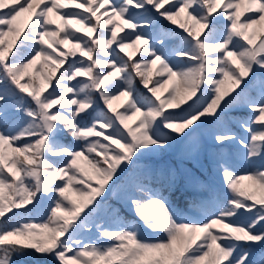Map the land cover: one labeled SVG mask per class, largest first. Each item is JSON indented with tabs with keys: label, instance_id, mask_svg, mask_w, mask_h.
Listing matches in <instances>:
<instances>
[{
	"label": "snow or ice",
	"instance_id": "snow-or-ice-1",
	"mask_svg": "<svg viewBox=\"0 0 264 264\" xmlns=\"http://www.w3.org/2000/svg\"><path fill=\"white\" fill-rule=\"evenodd\" d=\"M26 258L264 264V0H0V264Z\"/></svg>",
	"mask_w": 264,
	"mask_h": 264
},
{
	"label": "trees",
	"instance_id": "trees-1",
	"mask_svg": "<svg viewBox=\"0 0 264 264\" xmlns=\"http://www.w3.org/2000/svg\"><path fill=\"white\" fill-rule=\"evenodd\" d=\"M101 11H103V9H101ZM138 55V53H136L135 55H133L132 57L135 58ZM42 62H38V64L36 65V67L32 70L33 76L37 79V81L39 80V77L37 75V69L39 68V64ZM155 67H159L158 65ZM155 71V68H154ZM169 87H171V85H169ZM165 94V93H163ZM162 94V95H163ZM123 103V98L119 101V104L115 107H119V105ZM132 123H135V121H133ZM178 152L179 149L174 148L173 150H171L169 153H167L166 155L160 156V157H155L154 160L158 163H179L178 160ZM81 164L83 167L87 168V162L86 161H81ZM188 167H191L190 163L186 164ZM244 171V170H243ZM252 189V188H251ZM250 189V190H251ZM7 194V193H6ZM192 211H195V209H192Z\"/></svg>",
	"mask_w": 264,
	"mask_h": 264
},
{
	"label": "rangeland",
	"instance_id": "rangeland-1",
	"mask_svg": "<svg viewBox=\"0 0 264 264\" xmlns=\"http://www.w3.org/2000/svg\"><path fill=\"white\" fill-rule=\"evenodd\" d=\"M23 17H22V21H23ZM126 52H127V54H129V55H131V56H133V55H135L137 52L136 51H134L133 49H131V48H129V49H127L126 50ZM163 94V93H162ZM119 104V101H116L115 103H114V105H118ZM174 149V148H173ZM187 166V165H186ZM235 171H236V174L237 175H246L247 173L245 172V171H243V168L242 167H237V169H234ZM222 178V177H221ZM242 184H243V186L246 188V189H248V190H250L251 188H252V185H251V183H250V181H248V180H244V181H242ZM23 264H33V262H32V260H31V258H26L24 261H23Z\"/></svg>",
	"mask_w": 264,
	"mask_h": 264
}]
</instances>
